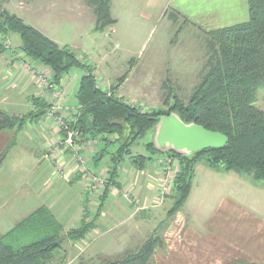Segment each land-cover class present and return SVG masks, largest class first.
<instances>
[{"label":"crops","instance_id":"1","mask_svg":"<svg viewBox=\"0 0 264 264\" xmlns=\"http://www.w3.org/2000/svg\"><path fill=\"white\" fill-rule=\"evenodd\" d=\"M31 1L26 0L24 5L19 1V6L23 7ZM76 1L77 9L71 8L73 21L81 20L87 11L93 15L91 7L84 0ZM156 2L149 0L153 5ZM164 4V12L166 8H171L179 14V19L201 33L242 23L249 18L247 0H166ZM115 6V0H110L112 18L117 11ZM31 26L35 27L34 24ZM35 28L47 35L43 27L37 25ZM21 59L27 60L10 45L9 50L0 55V76L13 75V82L22 92L21 101L13 99L8 103L10 111L2 108L13 115L36 110L34 99L41 88L31 73L23 74L25 71L22 69V72L18 71ZM30 62L50 73L48 68L32 60ZM66 82L70 83L69 80ZM58 86L63 92V85L59 82ZM68 101L64 97L61 105L76 107L77 102L73 104ZM40 119L26 122L20 128L0 131V152L10 144L0 165V235L7 233L40 206L48 208L62 226L60 219L67 206L75 203L74 217L80 220L78 222H83L87 217V213L83 214L85 204L90 206L94 216L101 205L94 227L103 223L102 233L107 235L105 238L108 241L100 253H91L90 244L84 246L82 250L90 245L85 252H80L82 256L77 259V264H98L99 260L119 258L125 252L136 250L146 238L139 233L142 228L140 221L145 218V212L150 213L147 222L155 223L149 234H154L160 226L159 235L164 243L163 247H154L153 264H223L234 259L264 261V179H255L250 174L226 171L198 161L194 165L192 183L185 201L169 217L167 211L173 204L172 194L168 193L159 199V195L151 190L154 182H159V166H155L153 159L152 164L145 163L141 168L124 160L117 167V187H107L105 193L101 190L96 198L86 203V174L82 173L70 150H55L59 130L47 125L44 116ZM78 148V152L85 155L90 166L89 172L106 178L108 164L102 161L100 165H95L92 151L87 147ZM60 177L65 183L78 188L72 191L71 187L63 188L57 180ZM123 192L129 193L130 200L124 197ZM62 193H65V198L61 201ZM138 213L144 217H139L135 221L137 223L129 222ZM62 228L63 234L69 230L64 225ZM65 241L62 243L63 253L60 256L59 252L58 261L52 264H74L77 253L82 251L75 248L76 242L68 238Z\"/></svg>","mask_w":264,"mask_h":264},{"label":"trees","instance_id":"2","mask_svg":"<svg viewBox=\"0 0 264 264\" xmlns=\"http://www.w3.org/2000/svg\"><path fill=\"white\" fill-rule=\"evenodd\" d=\"M84 1L92 9L95 30H103L115 23L110 13V0ZM247 1V21L208 32L212 33L207 41L208 57L188 101L183 102L173 96V105L166 111L142 112L116 96L115 90L128 71L109 91L99 88L94 68L78 59L70 47L59 46L5 9L0 11V55L6 51L5 37L8 38L9 32L13 31L19 35V49L25 58L48 68L55 84H59L70 66L82 70L75 93L77 113L69 114L70 118L65 121L82 137L99 139L102 143L93 156V162L95 165L102 161L108 164L106 188L112 183L117 184V167L126 158L141 168L157 156L169 154L177 157L180 168L173 181V204L167 211L170 217L185 201L194 165L198 161L264 179V111L254 104L258 89L264 90V0ZM171 15L174 19L179 16L173 10ZM164 88L171 91L166 85ZM34 106L37 110L20 115L0 108V131L20 128L26 122L38 120L45 113L47 104L36 98ZM170 112L177 113L184 122H194L225 134L227 143L221 148H206L181 155L161 153L149 140L143 146L149 155L134 154L132 146L135 142L147 131L153 132L157 117ZM9 148L10 144L0 152V165ZM100 207L90 222H81L65 234L48 208L38 207L7 233L0 235V264H52V255L62 249L64 237L80 240L95 226ZM163 246L162 238L154 232L136 250L125 252L119 258L103 260L102 264H153L154 247ZM223 264H264V261L234 259Z\"/></svg>","mask_w":264,"mask_h":264},{"label":"rangeland","instance_id":"3","mask_svg":"<svg viewBox=\"0 0 264 264\" xmlns=\"http://www.w3.org/2000/svg\"><path fill=\"white\" fill-rule=\"evenodd\" d=\"M19 1L24 5L26 0H0V11L5 9L7 12L15 14L30 26L34 24L35 27L37 25L43 27L47 35L53 38V41L59 46L67 45L70 47L77 55L78 59H81L84 63L95 69V74L99 78H96V85L99 88L109 91L112 85L116 84L118 79L128 71L126 78L117 88L119 91L115 90V94L142 112L169 110L174 102L173 96H176L183 102H187L191 90L197 83L201 69L208 57L207 41L212 33L198 32L190 25L185 24L182 19H174L171 15V8H166L167 11L164 12V3L166 0H157L155 5L149 3V0H115V7L117 9L113 17L116 19L115 23L99 31L95 30L94 16L90 15L88 11L86 15H83L81 20L73 21L74 16L71 14V8H73V10L77 9L76 0H33L27 5L21 6L22 8L19 6ZM51 1H53V4L50 5ZM28 5H30L29 9L27 8ZM50 6L54 8L51 9ZM9 45L17 53H21V55L24 56L20 49L17 48V46L20 45V38L17 32L11 31L8 34V38L5 37L4 46L6 51L9 50ZM15 58L17 57L15 56ZM18 65L19 67H17V69H20L18 71H25V73L22 72L23 74L30 73L28 68L31 66H34V68H42L32 64L28 58L26 61L21 59ZM34 73L35 71H33L31 75L36 81ZM82 73L79 67L72 65L62 76L60 83L63 85L64 91L60 99L61 103H63L64 97L65 99H69V103L71 101L73 104L76 102L75 93ZM13 77V75L9 74L0 76V108H5L8 111L11 109L8 104L10 101L13 99L21 101L22 99V96H20L22 92L18 88L16 82H13ZM49 78L52 79V76L50 75ZM66 80H69L70 83H65ZM56 85L58 86V84ZM165 85L170 88V92H167V89L164 88ZM39 89L38 92H40L36 94L35 99L39 98L40 101L47 104L45 113L40 115L39 119L41 116H44L46 122H43L59 130L58 139L67 137L68 133H75L77 130L69 126H67L68 129L65 130L60 127L56 119L57 115L47 114L50 110L49 107L53 106L52 100L54 99H52V94H50L48 90L44 89L42 86L41 88L39 87ZM165 100L167 103H164ZM254 104L264 111V90L262 88L258 89L257 99ZM76 110L77 107H66L63 113L65 119L68 120L70 118L69 114H76ZM45 114L49 118L46 117ZM40 120L42 121V119ZM152 137V130L147 131L143 137L138 139L132 146L133 153L149 155V152L146 151L143 146L146 142L152 140ZM72 143V146H64L63 143L59 145L56 141L54 148L55 150L64 148L73 152L76 146L75 150L77 154L73 153L72 156L77 163L80 162L76 159V155L81 156L84 165L87 167L82 173H85L87 176L90 171V166L88 165L84 153L78 152L80 150L78 146L82 148L87 147L94 155L102 147V143H100L99 139L82 137L79 131H77L76 135H73ZM111 149H113V146ZM160 158L163 159L164 164H166L168 160L172 161V170L175 173L179 171L180 165L177 157L166 154L152 158L155 166L157 165V160ZM125 160L129 161L127 158ZM151 161L152 160H148L146 162L147 165L152 164ZM158 169L161 176V168ZM96 176L97 177L92 176L91 178L87 177V186L91 184L92 186H90L91 189L89 192L86 191V203L88 200H91V198H96L97 194H100L101 190L104 191L108 185L103 175L98 174ZM57 180H59V184L63 188L71 187L72 189L70 191L78 188L74 186V184L65 183L62 178H58ZM158 183L156 184L154 182L156 188L154 185L151 190L159 195ZM116 187L117 186L113 183L108 186L110 189H115ZM131 187H133V185ZM172 187H174L173 183H171V189L169 190L171 194L174 192ZM128 190L130 191L131 188ZM123 193L124 197L130 200L129 193ZM64 198L65 193H62L60 198L61 201ZM160 198L159 196V199ZM74 205L76 204L74 203ZM74 205L70 207L67 206L64 209L60 219L62 227L64 225V227L70 229L77 228L80 225L81 222H78L80 220L74 217ZM86 206L88 205H84L85 210L83 214L87 213V217L84 218L83 222H90L94 215L90 212V206ZM149 216L150 213L148 214L145 212V218L140 221L142 222V228L139 233L146 238L150 235L149 233L155 226V223L147 222ZM139 217L144 216L138 213L137 216L134 219L132 217L129 222L137 223L135 221L138 220ZM25 218L20 221H23ZM102 224L103 223L100 222L99 227H93L95 229L87 232L82 239L72 240V242H76L75 248L77 250H82L84 246L90 244L92 246L91 253H100L103 251V246H105L108 240L105 238L107 235L104 236L102 233ZM117 230L118 229L114 232L116 233ZM156 234H160V226ZM65 239L64 237L62 243H64ZM88 247L85 250H87ZM83 250L77 253L76 256L78 257H75L76 261H73L74 264L77 262L79 256H82L79 255L80 252H85V250ZM59 252H61V256L63 253L61 250L56 251L52 255L51 261L53 263L58 261ZM98 264H102V261L99 260Z\"/></svg>","mask_w":264,"mask_h":264},{"label":"water","instance_id":"4","mask_svg":"<svg viewBox=\"0 0 264 264\" xmlns=\"http://www.w3.org/2000/svg\"><path fill=\"white\" fill-rule=\"evenodd\" d=\"M153 145L161 153L174 152L186 155L206 148H221L228 138L194 122H184L177 113L170 112L156 118Z\"/></svg>","mask_w":264,"mask_h":264},{"label":"built area","instance_id":"5","mask_svg":"<svg viewBox=\"0 0 264 264\" xmlns=\"http://www.w3.org/2000/svg\"><path fill=\"white\" fill-rule=\"evenodd\" d=\"M32 67V66H31ZM29 67L28 70L29 72L32 74L33 71H35L34 75H35V79L36 81L38 82V84L40 86H42L44 89L48 90L50 94H52V105L50 108V110L48 111L47 114L49 115H57L56 119L58 120V125H60V127L64 128L65 129H68V125L65 121V115H63L64 113V109H66V107L62 106L61 105V102H60V99H61V96H62V89L61 87L57 86L51 78H49V72H47L45 69L43 68H37L34 66L31 68ZM51 103V102H50ZM48 117V116H46ZM49 118V117H48ZM74 131V130H73ZM68 133V132H67ZM77 131H75V133H68L67 137L65 138H60L57 140V144H62L64 146H72L71 144L72 143V137L73 135H76ZM76 146L74 147V150L72 152V154H77L76 152ZM76 159L80 162L78 163V165L80 166V170L82 172H84V170H86V166L84 165V162L81 158V156L79 155H76ZM159 168H161V176L159 178V183H158V191H159V196L161 198H163L164 196H166L168 193H169V190L171 189V183L174 184V177H175V172L172 170V167H173V162L168 160L166 164L163 163V159L160 158L157 160V163H156ZM175 167V166H174ZM174 173V174H173ZM92 176H95L97 177L95 174H92V173H88L87 174V177L91 178ZM90 186H87L86 187V191L89 192L90 191ZM174 188V187H172ZM86 192V193H87Z\"/></svg>","mask_w":264,"mask_h":264}]
</instances>
